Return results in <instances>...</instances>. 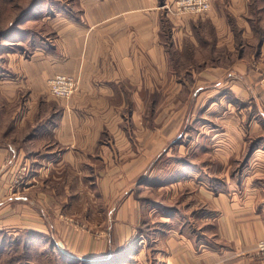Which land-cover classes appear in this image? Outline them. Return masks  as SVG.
Masks as SVG:
<instances>
[{
	"label": "crops",
	"instance_id": "obj_1",
	"mask_svg": "<svg viewBox=\"0 0 264 264\" xmlns=\"http://www.w3.org/2000/svg\"><path fill=\"white\" fill-rule=\"evenodd\" d=\"M174 1L79 0L69 15L35 0L6 22L0 247L8 234L73 264H264V0H210L205 16ZM55 74L78 80L70 98L39 91ZM154 189L167 202L149 207Z\"/></svg>",
	"mask_w": 264,
	"mask_h": 264
},
{
	"label": "rangeland",
	"instance_id": "obj_2",
	"mask_svg": "<svg viewBox=\"0 0 264 264\" xmlns=\"http://www.w3.org/2000/svg\"><path fill=\"white\" fill-rule=\"evenodd\" d=\"M17 1H18V3H22L23 7H20V8L19 7L18 8H9L8 7L9 9H7V8L6 9L5 8L0 9V26L2 28H4L3 30H0V37H1V34L4 33V30L6 27V22H9V21L13 22L14 21V24H12V27L13 26L17 27L18 25L16 26L15 21L18 19V15L20 16V14L26 9V7L28 5H30L31 3H33V1H35V0H13L14 3L15 2L17 3ZM36 1H40V2L44 1L46 4H48V3L50 4L51 8L49 7L50 8L49 10L46 9V12L54 13V12H58V11H63L69 15L70 14L71 15L72 14H79V12H80L79 7L76 5L79 0H36ZM171 6L173 8L174 3ZM19 27L23 28L24 26H19ZM20 46H22V44L17 43L16 47L11 46V48L21 52L22 49L20 48ZM39 91H43L44 94H46V96L48 95V97H51V98L53 97L50 94L48 81H47V83H45V88L41 89V87H40ZM18 92L20 93L19 94L20 97L23 95H27L26 94L27 91H25L23 88H19ZM143 177H146V176H143ZM145 179L146 178H143L140 180L141 186L144 183ZM139 194H140L141 198L145 202H147L149 207H153V200L162 203L166 199V202H167V198H166L167 193L163 190L157 191L154 189L153 191L140 192ZM181 194L182 193L179 191L176 194V197L171 201V204H173V205L176 204L177 206L182 207V200L181 199L183 197L181 196ZM150 219L153 220V223H156V224H157V222L158 223L161 222L160 218H150ZM151 225L153 226V224H151ZM150 234L151 233L149 232V235ZM151 236H153V231H152ZM263 239H261V240H263ZM261 240H259V241H261ZM36 241H38V240H35L32 243L29 240L28 246L23 251L22 247H21L22 243L19 241L18 242L15 241L13 239V236H8V234H7L4 241H3L4 246L0 247V257H2L0 262L10 261L13 258H16L17 261L14 260L13 264H73V263L64 262L62 260V257L58 253L59 252V245L56 244L55 242H53L51 248H48V247H43L41 244H39ZM259 241H258V243H259ZM258 243H257V245H258ZM257 245H256V252H257Z\"/></svg>",
	"mask_w": 264,
	"mask_h": 264
},
{
	"label": "built area",
	"instance_id": "obj_3",
	"mask_svg": "<svg viewBox=\"0 0 264 264\" xmlns=\"http://www.w3.org/2000/svg\"><path fill=\"white\" fill-rule=\"evenodd\" d=\"M210 0H175L174 11L180 14L205 16L210 11ZM50 94L57 100L70 98L78 89V80L65 74H55L48 80ZM257 253L264 263V239L257 245Z\"/></svg>",
	"mask_w": 264,
	"mask_h": 264
},
{
	"label": "trees",
	"instance_id": "obj_4",
	"mask_svg": "<svg viewBox=\"0 0 264 264\" xmlns=\"http://www.w3.org/2000/svg\"><path fill=\"white\" fill-rule=\"evenodd\" d=\"M247 155H249V153ZM14 260L17 261L16 258H13L10 261L0 262V264H13ZM81 264H89V263L87 261L85 262L82 261Z\"/></svg>",
	"mask_w": 264,
	"mask_h": 264
},
{
	"label": "water",
	"instance_id": "obj_5",
	"mask_svg": "<svg viewBox=\"0 0 264 264\" xmlns=\"http://www.w3.org/2000/svg\"><path fill=\"white\" fill-rule=\"evenodd\" d=\"M61 252L63 253V254H67V255H69L67 252H65L64 250H61Z\"/></svg>",
	"mask_w": 264,
	"mask_h": 264
}]
</instances>
